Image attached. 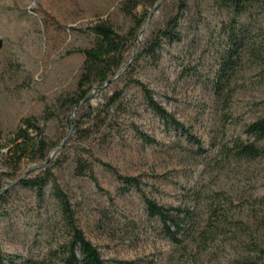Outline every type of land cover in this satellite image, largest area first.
I'll return each instance as SVG.
<instances>
[{
    "label": "rangeland",
    "instance_id": "obj_1",
    "mask_svg": "<svg viewBox=\"0 0 264 264\" xmlns=\"http://www.w3.org/2000/svg\"><path fill=\"white\" fill-rule=\"evenodd\" d=\"M125 2L0 0V137H10L21 119L35 117L50 144L48 161L25 159L14 172L0 163L1 252L37 259L63 241L53 196L59 188L106 264H264V156L240 158L233 151L237 140H247L246 126L264 115V56L238 71L229 101L216 97L212 82L226 48L230 10L218 0H156L152 7L140 0L133 13L146 18L130 38L133 22L122 11ZM180 2L185 8L179 39L163 40L152 57L146 49ZM239 20L264 46V8L253 4ZM98 21L130 38L124 65L67 112L59 102L76 89L79 50L94 42L90 27ZM132 79L200 138L205 152L165 125ZM116 92L120 98L108 106ZM139 132L156 143H145ZM78 162L91 166L99 187L77 174ZM46 169L52 177L42 197L19 184ZM113 170L139 178L146 195L161 205L195 207L199 220L219 194L229 221L217 223L221 230L204 242L173 243L148 217L139 192L120 193Z\"/></svg>",
    "mask_w": 264,
    "mask_h": 264
},
{
    "label": "trees",
    "instance_id": "obj_2",
    "mask_svg": "<svg viewBox=\"0 0 264 264\" xmlns=\"http://www.w3.org/2000/svg\"><path fill=\"white\" fill-rule=\"evenodd\" d=\"M224 7H227L231 14V23L226 36V48L219 63V68L215 72L212 82V92L216 97L229 101L232 85L235 77L244 65L259 64L263 60L264 46L257 44L251 36L250 29L240 23L239 19L245 11L253 4H259L264 8V0H218ZM156 0H146L149 7H152ZM140 5V0H126L122 5L125 15L131 17L133 27L129 31L130 38L134 37L136 31L141 27L146 15L136 17L133 11ZM185 8L184 2L177 5L176 13L171 16L163 27L158 28L146 53L154 57L156 49L163 40L174 42L179 39L178 26L181 15ZM90 32L94 36V42L79 52L83 55V63L77 81L75 91L60 100V106L65 111H72L75 106L83 103L93 88H98L104 83L114 78L124 65V51L126 41L130 38L119 36L107 21H98L90 27ZM131 69L130 64L126 66L124 72ZM132 84L139 87L146 105L156 114L165 125L172 126L186 140L196 146L200 153L205 152L200 138L194 135L190 129L177 121L167 112L152 96L151 91L138 79L130 80ZM121 93L116 92L109 99L108 106L113 105ZM247 140L245 142L237 140L234 143L233 151L240 158L255 159L264 156V146L259 145L264 140V115L249 123L245 128ZM139 137L148 144L156 143L155 139L142 133ZM2 139H5L2 143ZM50 144L45 140L43 127L35 117H27L20 120V125L8 138L0 137V163L8 167L13 172L25 159L48 161L47 154ZM103 166H110L101 163ZM111 169V168H110ZM114 171V170H113ZM78 175H87L97 186L98 181L93 174L90 165L78 162L76 166ZM117 180L120 181V193L127 192L130 188L135 189L142 196L146 205L148 217L158 220L161 233L173 243H180L184 239L194 242H204L212 234L218 233L221 228L217 223L227 222L228 213L218 204L220 195H214L213 203L208 205L209 213L207 218L199 220L195 207L191 206H164L156 200L149 198L142 189V182L137 177L122 176L115 172ZM52 174L46 169L42 174L34 178H20L19 184L23 188L34 190L38 197L44 194V188L49 183ZM57 200L59 225L64 233V239L51 248L42 258H25L21 255L4 254L0 250V264H106L97 246H95L77 225L76 219L71 209L69 200L59 188L53 192ZM216 203V204H215ZM213 205H216L213 207ZM264 223V216L262 218ZM198 239V240H196ZM122 264H134V262H120Z\"/></svg>",
    "mask_w": 264,
    "mask_h": 264
},
{
    "label": "water",
    "instance_id": "obj_3",
    "mask_svg": "<svg viewBox=\"0 0 264 264\" xmlns=\"http://www.w3.org/2000/svg\"><path fill=\"white\" fill-rule=\"evenodd\" d=\"M162 0H160V2H161ZM160 2H158L154 7H153V11H155L157 8H158V6H159V4H160ZM150 16H149V18H148V21L150 20ZM147 25V24H146ZM145 25V26H146ZM142 29L140 30V32H139V35H141L142 34ZM109 82V81H108ZM78 106H75V108H77Z\"/></svg>",
    "mask_w": 264,
    "mask_h": 264
}]
</instances>
